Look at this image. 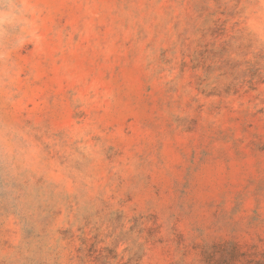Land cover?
<instances>
[{
	"label": "rangeland",
	"instance_id": "374dc122",
	"mask_svg": "<svg viewBox=\"0 0 264 264\" xmlns=\"http://www.w3.org/2000/svg\"><path fill=\"white\" fill-rule=\"evenodd\" d=\"M0 264H264V0H0Z\"/></svg>",
	"mask_w": 264,
	"mask_h": 264
}]
</instances>
